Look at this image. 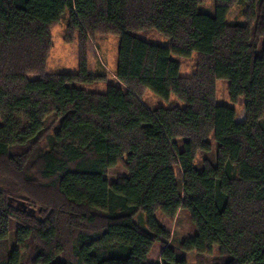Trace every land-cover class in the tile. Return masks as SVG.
Masks as SVG:
<instances>
[{"label":"trees","instance_id":"trees-1","mask_svg":"<svg viewBox=\"0 0 264 264\" xmlns=\"http://www.w3.org/2000/svg\"><path fill=\"white\" fill-rule=\"evenodd\" d=\"M202 2L0 0V264H186L183 253L214 246V264H264V0H214L212 14L199 10ZM239 3L244 21L227 23ZM64 14L78 72L46 74L49 28ZM150 29L169 46L133 34ZM99 34L119 37L115 78L123 89L75 86L99 79L86 53ZM194 52L195 72L180 77L171 54ZM218 79L228 81L233 103L245 101L242 122L216 104ZM146 90L185 107L150 111L141 101ZM210 136L215 163L195 168L196 153L211 151ZM122 158L128 175L109 182L107 171ZM179 209L190 213L195 234L176 249L154 214L172 218ZM141 212L145 228L134 220Z\"/></svg>","mask_w":264,"mask_h":264},{"label":"rangeland","instance_id":"rangeland-1","mask_svg":"<svg viewBox=\"0 0 264 264\" xmlns=\"http://www.w3.org/2000/svg\"><path fill=\"white\" fill-rule=\"evenodd\" d=\"M214 8V0H203L199 6L201 12L212 14ZM246 6L242 3L236 4L232 7L227 16L226 22L229 24L241 23L244 21V13ZM67 14H64L59 21L54 22L50 28L51 35V48L48 53V58L45 67L46 74H76L78 72V44L77 39L70 44L65 43ZM136 37L149 43L159 46H169V39L159 34L156 30L150 29L137 33H133ZM264 40L261 39L258 45V54L261 53ZM119 48V37L114 35H95L87 40L86 53L89 57V73L93 76L99 77L96 81L87 84H75L87 91L104 93L110 86L123 87L115 78V71L117 68V56ZM171 58L180 64L179 76L182 78L190 77L196 70L197 53H192L189 57H181L175 54H171ZM38 76L35 74L29 75L30 80L36 79ZM142 103L150 110H154L159 107L170 108L178 107L184 108L185 103L177 99L174 95H170L168 100H164L153 94L151 91L146 90L141 96ZM215 102L218 105L232 107L236 110V121L242 122L244 120V104L245 101L241 98L237 103H233L229 97L228 81L225 79H218L215 83ZM260 125L264 128V117L260 119ZM56 125L53 126L50 131L52 133ZM178 148L182 149L183 139H176ZM208 142L211 145L210 152L198 151L194 159V167L201 168L202 162L208 160L212 164L215 163L216 156V143L213 137L208 138ZM41 147L47 148L46 138L41 141ZM178 181L181 185V174L177 167H174ZM128 172L124 166V158H122L118 164L110 168L105 178L109 182H115L126 177ZM9 184L8 181L2 182L5 185ZM158 223L168 232L170 246L178 249L181 242L188 239L195 234V227L191 221L190 213L185 209H179L172 218L164 216L161 212L154 214ZM135 222L145 228L146 215L141 212L135 218ZM15 240V226L13 225L5 242L3 250L10 251L14 247ZM31 246V242L27 244ZM2 249V247H1ZM28 249L23 252V256L27 255ZM158 255V250L155 248L150 254L149 261L154 263ZM182 256L186 260V264H214L215 258L218 256V248L213 247L210 254H196L193 251L183 253Z\"/></svg>","mask_w":264,"mask_h":264},{"label":"water","instance_id":"water-1","mask_svg":"<svg viewBox=\"0 0 264 264\" xmlns=\"http://www.w3.org/2000/svg\"><path fill=\"white\" fill-rule=\"evenodd\" d=\"M10 201V200H9ZM13 206L15 208H20L22 211L26 212L28 215H35V210L28 208L23 202L21 201H15V203L13 204Z\"/></svg>","mask_w":264,"mask_h":264},{"label":"crops","instance_id":"crops-1","mask_svg":"<svg viewBox=\"0 0 264 264\" xmlns=\"http://www.w3.org/2000/svg\"><path fill=\"white\" fill-rule=\"evenodd\" d=\"M87 62H88V70H90V69H89V57H87Z\"/></svg>","mask_w":264,"mask_h":264}]
</instances>
